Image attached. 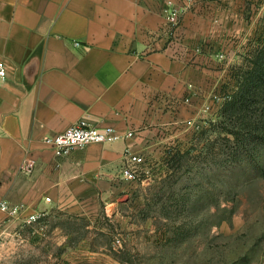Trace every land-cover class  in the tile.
<instances>
[{
    "label": "crops",
    "instance_id": "crops-1",
    "mask_svg": "<svg viewBox=\"0 0 264 264\" xmlns=\"http://www.w3.org/2000/svg\"><path fill=\"white\" fill-rule=\"evenodd\" d=\"M252 25L238 0H0V203L19 206L0 209V238L28 240L34 212L82 215L119 201L135 182L120 174L126 149L148 169L187 142L189 121L219 104L229 64L252 46ZM82 117L134 134L56 155L44 137ZM60 248L41 264L76 262L67 255L80 247Z\"/></svg>",
    "mask_w": 264,
    "mask_h": 264
},
{
    "label": "rangeland",
    "instance_id": "rangeland-1",
    "mask_svg": "<svg viewBox=\"0 0 264 264\" xmlns=\"http://www.w3.org/2000/svg\"><path fill=\"white\" fill-rule=\"evenodd\" d=\"M238 3L253 22V47L264 0ZM245 54L229 64L219 104L191 124L187 142L169 144L119 201L82 215L50 211L25 228L28 240L0 238V264H41L66 245L80 248L67 255L76 262L61 264H264V142L236 154L229 131H244L222 110Z\"/></svg>",
    "mask_w": 264,
    "mask_h": 264
},
{
    "label": "trees",
    "instance_id": "trees-1",
    "mask_svg": "<svg viewBox=\"0 0 264 264\" xmlns=\"http://www.w3.org/2000/svg\"><path fill=\"white\" fill-rule=\"evenodd\" d=\"M233 75L235 89L227 94L222 110L227 120L238 123L244 131L243 135L240 130L229 131L237 136L235 152L240 154L241 149L264 142V34L246 52L245 64Z\"/></svg>",
    "mask_w": 264,
    "mask_h": 264
},
{
    "label": "built area",
    "instance_id": "built-area-1",
    "mask_svg": "<svg viewBox=\"0 0 264 264\" xmlns=\"http://www.w3.org/2000/svg\"><path fill=\"white\" fill-rule=\"evenodd\" d=\"M186 1L189 2L192 0ZM166 17L172 26L178 24L179 9L171 5L166 9ZM7 74L6 62L0 58V85L6 80ZM210 107V105H207L205 110L210 109ZM189 124H193L192 121H189ZM133 134L134 132L132 130L122 133L110 125L103 127L96 126L90 123L87 117H82L68 129L45 136L44 142L53 149L56 155H66L73 149L83 148L90 143H112L120 139H128ZM125 154L126 160L120 171L121 177L130 181L140 180L142 173L146 170L145 164L147 160L142 155L132 153L129 148L126 149ZM34 164V159L25 158L20 170L25 174H29L33 171ZM47 200H50V197H47ZM0 209L17 213L19 206H10L7 201H2L0 203ZM40 217L41 214L39 212H34L28 217V222H37Z\"/></svg>",
    "mask_w": 264,
    "mask_h": 264
}]
</instances>
